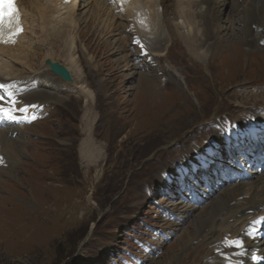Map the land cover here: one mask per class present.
Listing matches in <instances>:
<instances>
[{
    "label": "rangeland",
    "instance_id": "rangeland-1",
    "mask_svg": "<svg viewBox=\"0 0 264 264\" xmlns=\"http://www.w3.org/2000/svg\"><path fill=\"white\" fill-rule=\"evenodd\" d=\"M22 2L29 8L32 0ZM97 4L102 10L96 11ZM237 4L222 7L223 22L239 26ZM94 12L100 13L98 19ZM76 19L78 27L70 34L73 50L60 38V45L38 48L37 56L29 57L38 65L39 57L53 48L56 62L70 71L75 84H62L58 94L66 98L46 109V119H34L24 131L17 127L25 138L13 155L20 161L0 173V264H157L167 258L169 264H203L211 256H224L225 229L208 228L191 242L200 219L192 209L209 203L210 185L216 195L229 183L251 180L236 169L245 157L250 165H263L264 133L254 138L263 129L248 131L246 126H258L264 118V45L248 52L236 36L219 46L215 57L204 51L198 56L189 51L188 28L181 30L176 23L175 34L161 33L167 40L162 45L159 37H146L153 51L167 48L156 55L131 37L124 35V43L119 42L120 34L129 32L126 27L110 33L130 21L117 0H85ZM17 61L20 69L29 68ZM149 78L154 88L146 91L140 79ZM81 87L91 92L92 104L77 93ZM222 128L230 137L218 134ZM88 141L99 150L92 159L82 154ZM196 147L215 153L210 173L196 181L175 176L171 185L183 190L169 192L163 177L185 157L195 156ZM242 147L248 155L240 153ZM255 149L262 155L249 158ZM178 202L184 208L178 210ZM232 204L217 221L227 225L242 215L230 211ZM22 233V241L10 238Z\"/></svg>",
    "mask_w": 264,
    "mask_h": 264
},
{
    "label": "bare ground",
    "instance_id": "bare-ground-1",
    "mask_svg": "<svg viewBox=\"0 0 264 264\" xmlns=\"http://www.w3.org/2000/svg\"><path fill=\"white\" fill-rule=\"evenodd\" d=\"M12 2L15 8L13 7L14 5L12 6ZM84 2L85 0H32L29 8H27L24 6L22 0H10L11 7H8V12L11 13L13 9L18 11L20 27L22 29L17 34H14L15 43H8L10 45H6L0 42V84L7 86L6 89L1 91L11 100L10 103H6L4 100L0 102V104L5 108L12 109L15 120L10 121L19 124L31 119V111H28V107L25 105L35 104L32 100L23 98L25 102L24 105L20 96L14 97L15 95H23L25 93L26 82L21 81V78L32 79V76L36 74L33 80H38L40 85L37 90L32 92V95L30 94V97L35 98V102L45 101L59 103L58 100L63 101V98H66L65 95L59 96L58 90L54 89L58 86L57 78L54 74L48 75L52 70L49 65L45 64L46 58L52 62L57 61L55 58L57 54H55V50L52 48L49 53L45 49V55L42 54L43 56L39 57L40 60L42 59V61L38 63L39 67L38 65L32 64L33 59L30 60L29 57H36L39 51H35H37L38 48H40V50L44 49L45 46L51 48L54 45H58L57 42H59L60 45V38H62L63 43L67 42L68 51L73 50L72 48L75 47L74 44L76 42L70 34L73 29L78 27L79 21L76 19V13L78 8L80 9L84 5ZM117 2L120 6L122 16L130 21L127 22L126 25L122 24L118 25V27H116V25L114 26L113 23L114 28H112L110 33L114 32L115 29L116 31L121 30V26L126 27V29H129V32L126 33L125 30H122L123 32L120 35H123V38H121L119 42L121 41L124 43V35L125 37H131V42H143L142 48L146 52L150 51L156 55H164L162 52H165L167 48L153 51L154 49L151 45L152 41L148 38H153L154 40L159 37V39L162 40L161 45L166 43L167 40L161 38V33L166 34L167 32L172 36L178 31L175 25L176 23H178L181 30L183 28H188L187 40L190 43L189 51L198 56H200V52L204 51L207 57H215L219 50V46L226 45L229 39H236V36H239L242 49L248 52L254 51L252 48H256L255 50L258 51L260 50V46L264 45V0H117ZM237 2L239 6V10L237 11H239L241 18L239 26H237V24H235V26L232 25V21L223 22L222 11H224V9L222 10V7L226 8L229 6L230 8L232 4ZM105 5L107 4H104V6ZM157 7H160V11H162L161 15H159L160 13L158 14ZM100 10H102L101 6L97 4L96 11ZM188 10H191V12ZM94 14H96V19L100 17L99 12H94ZM111 14L112 12L109 11V16ZM248 20L252 23L247 24ZM222 23H225L226 26L221 27L219 24ZM37 29H39V31ZM220 30L224 33L223 38L219 37ZM29 33L35 34L36 38ZM8 38V36L5 37V39ZM174 44L175 41L173 40L172 46ZM128 49L130 50L132 48L129 46ZM64 56L65 57L62 58H65L67 61L69 57H66L65 54ZM16 59L22 64L26 62L25 66L28 65L29 68L20 69L21 66H19V64H14ZM123 60H125V58H123ZM33 65L36 68L33 67ZM14 66H18V69L15 70ZM70 66L72 70H74L73 65L71 64ZM35 69L37 70L32 74L30 70ZM24 72L28 74L22 76ZM74 72L76 73L75 70ZM144 79L140 80H143L146 91L149 90L150 86L154 88L150 78L148 80ZM72 84H75V82ZM12 86H18V88L11 90L10 88ZM79 89H81L79 92L77 91L79 96L85 97L87 104H92L91 92L85 87ZM9 91L11 93L13 92L14 95L9 97ZM26 98H28V96ZM13 100L16 101L15 105L12 104ZM90 111L91 110H89V112ZM4 119H6V117L0 116V120ZM260 120L263 121L261 127L264 128V118ZM248 124L250 127L253 126L252 122ZM22 128V131L26 130L24 127ZM251 129H254V127H251ZM221 131L226 137L231 135V132H227L223 128ZM16 132L18 133L17 136ZM223 134L221 133L220 135L222 136ZM19 135V129H17L16 126L6 127V129L0 128L1 153L6 156L8 165L10 166H14V163L20 161L17 156L13 157V155H17L18 151L22 150L18 149L22 147V145L20 146L19 144H23V140L25 139L20 138ZM220 141L221 140H218V142ZM89 142L90 141H88V144L83 145L82 149V154H85L84 157L87 156L88 159L95 157L99 153L98 148ZM196 149L200 151L199 148ZM240 153L248 154L249 152L246 148L242 147L240 148ZM89 162L91 161L89 160ZM243 164L245 163L242 160L237 164L238 166L236 169L242 171L244 175L251 173L253 176L251 180L243 182L244 184L240 183V185H237L238 183H230L229 186L221 191L215 189L217 192L218 190L220 191L216 193V195H213L212 191L214 185H210L211 193H208L209 191L206 190L208 197L211 196L208 200L209 203L203 207L192 209L196 210L198 213L200 212L198 216L200 219L193 227L191 242L198 236L201 238L208 228H210V230L218 228L222 230L225 229L221 245L226 249L227 253L222 257L211 256L207 258V262L203 264H259L264 262V173L261 174L255 168L252 169V172L248 169L247 165L238 168ZM234 165L235 164H233V166ZM189 166H191V164L185 162L180 166V170H185V168ZM230 171L234 172L233 169H230ZM1 172L6 173L3 168L0 169V173ZM194 176H196V174H194ZM170 181V179H167L164 182L167 189H170L171 192L178 191V193L182 191L178 189V187L181 188L183 186H172L169 183ZM205 198H207V196ZM240 199L243 200L241 201ZM230 203H233L230 211L233 212L235 209L241 210L242 215L239 218L237 216L233 217V222L230 221L232 223L228 222L226 225L224 221H217V216L224 207ZM178 204L181 205V207L178 206V210L184 208L181 202H178ZM225 225L226 227H224ZM190 230L192 229L190 228ZM185 233L186 229L183 230L181 237L184 236ZM5 238L9 239V235H5ZM10 238H12V240L16 238L22 241L23 233L19 238L13 235H10ZM190 241L185 246L191 243ZM204 243L205 242L202 241L198 246H202ZM17 245L21 246V244ZM259 249H263L262 255H260ZM176 256L177 254H174L173 259L176 258ZM171 262L172 261L167 258L165 261H159L157 264H169Z\"/></svg>",
    "mask_w": 264,
    "mask_h": 264
},
{
    "label": "snow or ice",
    "instance_id": "snow-or-ice-1",
    "mask_svg": "<svg viewBox=\"0 0 264 264\" xmlns=\"http://www.w3.org/2000/svg\"><path fill=\"white\" fill-rule=\"evenodd\" d=\"M6 28L8 39H5L4 29ZM18 11L13 9L9 13L6 9H0V42L3 43H15V36L19 31H21ZM6 85L0 84V90L6 89ZM8 96L11 97L12 93L9 91ZM4 96H0V102L4 101ZM12 104L15 105L16 101L13 100ZM0 116L6 117L9 120H15V115L11 108H5L0 104ZM239 246V245H236Z\"/></svg>",
    "mask_w": 264,
    "mask_h": 264
},
{
    "label": "water",
    "instance_id": "water-1",
    "mask_svg": "<svg viewBox=\"0 0 264 264\" xmlns=\"http://www.w3.org/2000/svg\"><path fill=\"white\" fill-rule=\"evenodd\" d=\"M53 73L68 83H73V78L66 67L58 62L47 61Z\"/></svg>",
    "mask_w": 264,
    "mask_h": 264
}]
</instances>
